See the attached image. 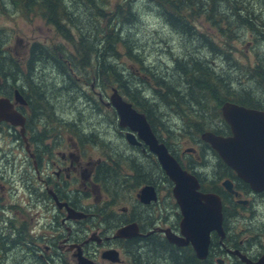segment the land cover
Returning <instances> with one entry per match:
<instances>
[{
  "label": "trees",
  "instance_id": "16d2710c",
  "mask_svg": "<svg viewBox=\"0 0 264 264\" xmlns=\"http://www.w3.org/2000/svg\"><path fill=\"white\" fill-rule=\"evenodd\" d=\"M112 1L0 0V12L4 15H10L11 7L12 11H20L25 17L40 16L55 28L59 40L63 39L71 46L70 49L58 42H35L29 46L26 56L19 57L15 52L3 51L2 47L11 36L8 29L0 28V95L11 96L15 89L23 92L29 117L27 135L39 151L45 152L46 139L51 132L67 126L66 119L57 116L51 104L55 106L59 101L62 104L69 101L75 103L80 111L83 103L99 108V102L84 87L87 83L102 87L105 91H121L146 115L155 133L160 126L166 130L168 123L169 127L180 124L178 130L185 129L180 132L195 128L196 137L206 131L226 134L228 127L221 114V105L226 101L264 111V100L256 99L253 93L256 91L264 95V52L261 51L264 48V11H256L255 8V4L264 7V0H119L114 7ZM141 2L150 6L151 10L155 9L157 18L164 20L178 37L182 44L179 52H174L171 40H165L163 47L161 45L159 48L164 57L157 59L151 50L146 52V44L136 40L131 30L133 27L140 29L138 24L142 11L138 5ZM200 19L203 21L198 27L195 20ZM244 39L254 40L257 51L254 59L248 56L245 62H241L234 56L233 45ZM187 47L190 49L188 53ZM128 60L133 65L143 66L146 78L127 73ZM212 60L218 62L220 67L213 65ZM47 66L56 75L60 86L51 83L53 85L48 89L46 85L36 82L37 74L45 79ZM243 76L247 78L246 83L242 81ZM247 84H251L252 88H247ZM65 107L69 110L66 113L73 114L75 107ZM214 117L219 121L216 127L212 124ZM9 131L14 133L15 138L22 139L18 130L11 128ZM76 132L81 131L70 127V134ZM158 135L162 141L165 140ZM194 143L207 152L212 149L201 139ZM217 161L219 171H216L217 175L213 173L215 179L210 183V190L225 197L224 211L228 223L232 225L239 217L243 221V226L234 232V242H224L229 247L232 244L238 247L241 239L243 245L246 241L255 244L264 237V209H260L262 215L258 217V225H249L247 218L250 215H245V208L234 204L235 201L222 192L218 180L231 176V173L225 170L228 167L221 159ZM196 163L194 158L189 164L190 168H194ZM150 164L154 165L153 162L148 163L150 168ZM11 165L12 169L16 168L14 161H11ZM209 167L212 169V166ZM166 179V183L172 187L171 181ZM235 180L249 190L247 184L237 178ZM150 183H153L152 179L146 178V184ZM258 194L264 196L263 192ZM10 207L0 200V264L43 262L35 252L17 259L18 252L11 250L16 244L12 231L19 223L14 218H8L10 214L7 217L8 209L14 211ZM4 217L11 221L7 233L1 230ZM254 217L252 215L251 218ZM19 233L22 234L21 231ZM21 241L29 244L24 235ZM146 241V250L151 252V256L154 254L153 258L158 261L168 264H216L211 258H197L190 247L180 248L182 246L171 244L166 239L160 240L152 234L146 236ZM137 250L129 254L131 264H154L140 248ZM164 251L167 257L162 254ZM236 261L235 264H243L237 257Z\"/></svg>",
  "mask_w": 264,
  "mask_h": 264
},
{
  "label": "flooded vegetation",
  "instance_id": "af4514ba",
  "mask_svg": "<svg viewBox=\"0 0 264 264\" xmlns=\"http://www.w3.org/2000/svg\"><path fill=\"white\" fill-rule=\"evenodd\" d=\"M17 90L15 89L13 95H6V97H9L13 101L14 107L26 117L27 129L29 120L27 100L23 97V92L19 90L18 94ZM9 126L17 129L21 134L18 127L7 122L0 123V130L2 127ZM120 127V133H117V135H120L126 147L128 146L131 151L127 156L118 153L107 154V152H104L101 156L98 149V133L83 131L82 133L70 134L62 132L66 129L63 126L48 135L45 152L39 151L37 146L31 143L30 140L29 151L26 146L27 142L25 140L21 142L20 139L16 138L19 143L18 147L24 146L30 155L29 160L32 169L28 177L29 205L35 210L33 212L35 216H37V206L46 207L51 217L49 218L51 229L33 228V217L29 216V220L27 218L22 220L20 205L18 203L8 204L14 211L8 209L7 217L10 214L8 218H14L15 221L19 222L18 226L12 231L16 244L11 250H15L19 255L22 254L23 257H28L34 252L40 251L37 254L39 260H43V262L36 261L32 264H58L54 261L58 249L63 251V258L68 259L67 253L77 264L80 262V257L86 258V261L92 262V264H125L123 261H126V259L131 264L129 254L135 253L138 248L146 247V244H148L146 236L152 234L155 237L158 236L160 240H168L164 229H170L175 234H180L181 214L179 210L177 219L169 223H167L166 218L156 217L151 212L146 218V213H148L146 207L158 202L159 186L160 184H167V176L155 160L154 155L146 148V142L140 137L139 133H134L135 142H131L127 138L129 129L121 125ZM230 134L229 130L226 135ZM202 143L209 145L205 141H202ZM208 150L209 152L205 148H193L194 153H187L186 150L179 152L170 149L171 154L178 161L181 168L197 180V190L203 194H215L221 201L224 236L221 237L215 230L210 233L208 255L202 260L211 258L212 261L215 260L216 264L225 263L226 258L237 257L240 260L238 255L233 253L238 251L257 261L264 254V247H261L262 251L253 252L250 247L251 243H248L247 248L244 250L242 239L239 240L238 247L235 244L230 245V247L227 246L226 241L231 240V243H233L236 239L234 232L241 227L238 226L237 229H233V225L231 226V223L227 222L224 211L226 206L225 197L219 192L210 190V183L215 179L213 173L217 175L216 171H219L217 160H220L221 157L215 150ZM93 151H95V154ZM212 154L216 156L217 160ZM209 155L215 159V164H212L206 158ZM146 157H152L154 160V165L150 164L151 168L149 165L146 166ZM184 158L187 161H184ZM194 158H196L197 163L193 165L194 168H190L189 164L194 161ZM208 166H212L213 170L211 169V172L199 171V169H207ZM227 167L225 170H228L231 176L218 180L222 192L231 197L235 201L234 204L245 208V215H250L247 218L249 225H258V217L262 215L260 209H264V196L258 193H264V191L253 190L246 181L237 176L234 169L228 165ZM146 172L148 173L146 174ZM146 178L152 179L153 183L150 184H153L152 186L157 194V199L150 203H146V195H143L146 185H150L146 184ZM203 178L207 180L205 181ZM235 178L247 184L249 190ZM224 182L227 183L229 188L223 184ZM8 188H11L8 182L0 181V200H10L13 197V194L5 192ZM170 191L172 194V187ZM70 211H75V214L70 216ZM29 214H32V212ZM252 215H255V217L251 218ZM155 221L164 222L166 225L157 226L155 224L158 223H155ZM10 222L9 219L4 217L1 229L4 233L9 231ZM22 222H24L23 225ZM237 222L233 221L235 224ZM146 225L149 226L148 230H146ZM123 227H130L127 232L128 235L117 236V232ZM19 231L22 232L29 244L21 241L23 235ZM83 232L88 233L84 234V237H76L82 235ZM241 233H244V230H241ZM26 236L30 237L31 240L27 239ZM42 240L47 243L45 249L37 245V242ZM224 240L226 241L224 242ZM183 247L192 249L191 245H183L180 248ZM194 255H196L195 252ZM116 257L120 258L121 262L113 261L112 258ZM101 261L104 263H101ZM241 263L244 264L242 261Z\"/></svg>",
  "mask_w": 264,
  "mask_h": 264
},
{
  "label": "rangeland",
  "instance_id": "374dc122",
  "mask_svg": "<svg viewBox=\"0 0 264 264\" xmlns=\"http://www.w3.org/2000/svg\"><path fill=\"white\" fill-rule=\"evenodd\" d=\"M119 0H113L112 1V7H114L115 3ZM138 7L141 8L142 15L140 19V24H138V27L140 29L136 30L133 27V30H131L133 36L136 38V40L139 41L141 44H146V52H152V54L157 58L160 59L161 57H164L162 53L159 51L160 46L164 45L165 40H171V45L173 47L174 52H179L181 50L182 44L180 43V40H177L178 37L170 31L169 26L164 22V20H160L157 18L156 10H151L152 8L148 6L146 3L141 2V4L138 5ZM150 8V10H148ZM256 11H264V7L258 6L255 4ZM10 15H4L2 12H0V28H6L9 31V35L11 36L10 40H8L3 48V51L9 50L11 52L18 53L19 55H25L26 51L29 49V46L34 44L35 42H42V43H61L68 48L71 49V46L68 42L65 40L61 41L58 39V34L55 31V28L47 23L42 17L36 16V15H30L28 17L23 16L20 11H12L11 7L9 8ZM264 19V14L263 17ZM203 20H195V24L199 27V23ZM58 39V40H57ZM29 43V45H28ZM191 46V45H189ZM188 46V47H189ZM234 46V56L241 60V62H245L246 58L249 56L250 58L253 57L254 59V53L257 51V46L255 44L254 40H241L238 42H235ZM187 47V48H188ZM187 53L190 52V49L188 48ZM192 51V50H191ZM261 51L264 52V48H261ZM151 58H153L151 56ZM215 60H212L211 63L218 67H220L218 62H214ZM127 67L128 70L127 73L135 74L137 77L146 78V73H144L143 66H136L132 64V61L128 60ZM47 76L45 79H41L40 76L36 75L35 79L37 83H41L43 85H46L49 89L54 83L56 86H60L58 83L56 75L52 73L50 67L47 66ZM243 83L247 82L246 76L242 77ZM92 82V81H91ZM247 88H252L251 84L245 85ZM84 87L89 90L94 98L99 102L100 106L97 108L96 106L89 104V106L81 105L82 107L80 111L79 108L75 105V103H68L66 102L64 104L61 103H55V106L53 104L52 108H54L55 113L59 117H63L66 119V129L65 133H69L70 127H75L81 132H87V133H98V149L100 151L101 156L104 152H107V154L110 153H118L126 155L128 153H131L129 147L124 144L122 141L120 135H117V133H120V125H119V117L116 112V110L113 107H108L107 104L110 102V96L113 93L112 90L105 91L102 87L98 88L97 86H92L91 84H84ZM50 91V90H49ZM52 93V91H50ZM120 93L127 99V97L120 91ZM254 97L256 99L264 100V95H260L258 92L253 91ZM101 95V96H100ZM102 97L103 99H100ZM66 100V99H64ZM78 104V102H76ZM66 106H73L75 107L73 109V114L66 113L69 111ZM63 109L65 112H63ZM69 118V119H67ZM214 120L212 122L213 126L216 127V125L219 124L218 118L214 117ZM165 122V121H163ZM178 121V123H180ZM184 123V122H183ZM185 124V123H184ZM42 126V125H41ZM40 126V127H41ZM156 126V125H155ZM167 131L163 127L156 128V134H160L165 140V143L172 149V150H178L179 152H183L187 149L199 148V144L197 145L194 143L195 140L199 139L200 137L194 136L195 133H197V130L195 128H191L189 130H186L184 132H180L182 130H178L180 127L179 125H174L173 127H169V124H166ZM95 128V129H94ZM10 127H2L0 130V180L2 182L6 181L8 182V185L11 186V188H8L5 192L9 194H13V197L8 200H1L4 205L14 203H18L21 207V217L22 220H25L26 218L29 220V216L34 218L33 222V228L36 229H46L49 227V211L46 209V207L43 206H37L36 212L37 216L34 215V209L31 208L29 205V189L26 185V180L29 177L31 173V165H30V158L28 152L25 150L24 146L18 147V142L16 141L14 133L10 132ZM160 138V136L158 135ZM21 142H23L22 139H20ZM47 141V139H46ZM95 154V151H93ZM99 153V152H98ZM187 153H194L193 150H188ZM155 160L156 157H155ZM11 161H14L16 164V168L12 169ZM152 157H146V166H148V163L153 162ZM184 161H187L186 158H184ZM210 163V162H209ZM171 186L168 184H160L159 186V194H158V202L153 203L151 206L146 207L148 209V213H146V218L148 214L151 212L152 215L158 217L162 216L166 218L167 223L173 222L177 219V213L178 209L175 204V200L171 194ZM15 190V191H14ZM32 212V214H29ZM75 211H71L70 216L74 215ZM260 219V218H259ZM237 220H242V217H239ZM16 223H19L15 221ZM243 222V221H242ZM241 221H238L237 224L232 223L233 229H237L238 226L242 227L243 223ZM155 224L157 226L166 225L164 222L161 223V221H155ZM231 225V226H232ZM149 229V226L146 225V230ZM88 232H83L82 235L76 236V237H84V234ZM248 233H250L248 231ZM260 242V243H259ZM257 242L256 244H251L250 247L252 248V251H262L261 247H264V237L261 238V240ZM251 243L250 241H246L243 245L244 250L247 248V244ZM46 244L44 240L38 241L37 245H39L41 248L45 249ZM45 247V248H44ZM145 256L148 257L150 262H153L154 264H168L166 261H158L156 258H153L154 254L151 256V252L149 250H146V247L140 248ZM148 249V248H147ZM140 250V251H141ZM58 254L54 256V261L58 262V264H77L73 261L72 257L66 253L67 258H63L62 250L58 249ZM138 252L135 250V253ZM37 253H40L38 251ZM162 253V252H160ZM65 254V253H63ZM164 254L166 257L168 256L167 252L164 251ZM22 254H17V259L21 257ZM59 257V258H58ZM225 258V257H224ZM69 260V261H68ZM102 260V259H101ZM125 264H129V260L126 259V261H123ZM236 258H226L225 263L223 264H235ZM101 263H104L101 261ZM121 264V263H118Z\"/></svg>",
  "mask_w": 264,
  "mask_h": 264
},
{
  "label": "water",
  "instance_id": "95a60500",
  "mask_svg": "<svg viewBox=\"0 0 264 264\" xmlns=\"http://www.w3.org/2000/svg\"><path fill=\"white\" fill-rule=\"evenodd\" d=\"M22 101L25 102L23 99ZM108 105H113L117 110L121 126L137 131L146 141L149 150L156 155L161 168L173 182L172 193L181 212V231L180 235H175L169 229H164L168 241L179 246L190 244L196 256L205 259L208 255L210 232L215 230L221 237L224 236L219 197L197 191V180L181 168L166 145L158 140L146 115L135 109L117 89H114ZM221 114L230 127L231 135L223 136L206 131L201 134V138L208 142L221 159L253 190L264 191V112L226 101L221 105ZM2 121L21 126V133L25 135V116L16 110L12 100L5 96L0 97V122ZM127 138L135 142L134 133L128 132ZM223 184L229 188L226 182ZM143 195H146V203L157 199L152 185H146ZM129 229L130 227L121 228L117 236H127ZM233 253L237 254L244 264H264V254L254 261L238 251ZM112 259L119 261L118 257ZM86 260L80 257L79 264H92Z\"/></svg>",
  "mask_w": 264,
  "mask_h": 264
},
{
  "label": "clouds",
  "instance_id": "9594fccd",
  "mask_svg": "<svg viewBox=\"0 0 264 264\" xmlns=\"http://www.w3.org/2000/svg\"><path fill=\"white\" fill-rule=\"evenodd\" d=\"M209 161H211L212 164H215V159L209 155L208 157H206ZM199 171H207V172H211V167L207 168V169H199Z\"/></svg>",
  "mask_w": 264,
  "mask_h": 264
}]
</instances>
